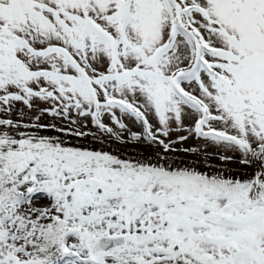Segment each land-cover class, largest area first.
<instances>
[{"label":"snow or ice","instance_id":"6c2138e0","mask_svg":"<svg viewBox=\"0 0 264 264\" xmlns=\"http://www.w3.org/2000/svg\"><path fill=\"white\" fill-rule=\"evenodd\" d=\"M0 264H264V0H0Z\"/></svg>","mask_w":264,"mask_h":264}]
</instances>
